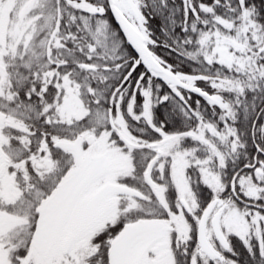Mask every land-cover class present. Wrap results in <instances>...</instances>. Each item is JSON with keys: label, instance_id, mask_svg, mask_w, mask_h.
I'll return each instance as SVG.
<instances>
[{"label": "snow or ice", "instance_id": "6c2138e0", "mask_svg": "<svg viewBox=\"0 0 264 264\" xmlns=\"http://www.w3.org/2000/svg\"><path fill=\"white\" fill-rule=\"evenodd\" d=\"M181 4L0 0V264H264V0Z\"/></svg>", "mask_w": 264, "mask_h": 264}, {"label": "trees", "instance_id": "16d2710c", "mask_svg": "<svg viewBox=\"0 0 264 264\" xmlns=\"http://www.w3.org/2000/svg\"><path fill=\"white\" fill-rule=\"evenodd\" d=\"M208 2H211V0H208ZM257 3L260 2V0H256ZM175 3L178 7H182V4H181V0H175ZM112 19V17H111ZM113 21V19H112ZM162 23V17H157L153 22H152V27H153V30L156 31V35L161 39L163 40L164 39V36L162 35V33L159 31V27ZM177 34L180 35L181 37L184 35L179 28H177ZM159 52L161 53V55L168 60L169 63H175L177 64L181 70L183 71H186V72H191L194 70V68L196 67L192 62H188L186 60H184L183 58H179L176 53H171L170 54V50L169 49H164V48H161V49H158ZM196 99V97H195ZM202 103H204L203 100H201Z\"/></svg>", "mask_w": 264, "mask_h": 264}, {"label": "flooded vegetation", "instance_id": "af4514ba", "mask_svg": "<svg viewBox=\"0 0 264 264\" xmlns=\"http://www.w3.org/2000/svg\"><path fill=\"white\" fill-rule=\"evenodd\" d=\"M233 246L239 254L240 264H254L246 249L242 246V243L239 242L238 239H233Z\"/></svg>", "mask_w": 264, "mask_h": 264}, {"label": "rangeland", "instance_id": "374dc122", "mask_svg": "<svg viewBox=\"0 0 264 264\" xmlns=\"http://www.w3.org/2000/svg\"><path fill=\"white\" fill-rule=\"evenodd\" d=\"M112 22H113V26L116 27L115 24H114V21H112ZM157 37H158V36H157ZM157 51H158V54L161 55V53L159 52V50H157ZM161 56H162V55H161ZM201 86H204V85H201ZM196 98H197V97H196ZM194 99H195V97H194ZM234 239H236V238H234Z\"/></svg>", "mask_w": 264, "mask_h": 264}, {"label": "water", "instance_id": "95a60500", "mask_svg": "<svg viewBox=\"0 0 264 264\" xmlns=\"http://www.w3.org/2000/svg\"><path fill=\"white\" fill-rule=\"evenodd\" d=\"M112 18H113V20H114L115 25L118 27V22L115 21L114 16H113ZM133 51H134V50H133Z\"/></svg>", "mask_w": 264, "mask_h": 264}]
</instances>
